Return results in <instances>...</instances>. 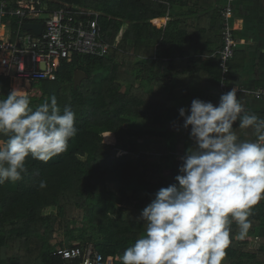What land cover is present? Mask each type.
I'll list each match as a JSON object with an SVG mask.
<instances>
[{
  "label": "trees",
  "instance_id": "obj_1",
  "mask_svg": "<svg viewBox=\"0 0 264 264\" xmlns=\"http://www.w3.org/2000/svg\"><path fill=\"white\" fill-rule=\"evenodd\" d=\"M42 1L47 11L65 6L93 11L110 50L102 57L57 62L55 81L33 85L39 95H29L30 107L55 95L61 113L65 107L75 113L78 133L66 152L47 163L28 157L22 179L0 185V264H62L55 252L86 244L120 264L124 250L145 232L141 210L161 187L176 183L181 157L195 147L176 104L184 101L189 109L200 99L217 105L222 94L223 0L220 5L217 0ZM164 18V24L154 25ZM15 23L11 18L12 28ZM243 61L235 50L228 91L238 89L231 72ZM77 72L83 74L79 82ZM9 93L8 79L0 77V99ZM238 123L234 130L244 140L246 130ZM41 180L47 187H39ZM261 208L264 200L253 209L243 240L235 222L231 225L223 264H264V242L255 240L264 237L256 232L264 227Z\"/></svg>",
  "mask_w": 264,
  "mask_h": 264
},
{
  "label": "clouds",
  "instance_id": "obj_2",
  "mask_svg": "<svg viewBox=\"0 0 264 264\" xmlns=\"http://www.w3.org/2000/svg\"><path fill=\"white\" fill-rule=\"evenodd\" d=\"M179 116L195 147L181 157L176 183L161 187L141 210L145 232L124 250L120 264H223L231 225L243 240L253 209L264 200V118L245 109L236 87L217 105L193 99ZM237 121L255 139H239ZM75 125V113L69 107L61 113L55 95L33 110L27 91L11 90L0 99V135L7 137L0 140V185L21 180L28 157L47 163L66 152Z\"/></svg>",
  "mask_w": 264,
  "mask_h": 264
},
{
  "label": "built area",
  "instance_id": "obj_3",
  "mask_svg": "<svg viewBox=\"0 0 264 264\" xmlns=\"http://www.w3.org/2000/svg\"><path fill=\"white\" fill-rule=\"evenodd\" d=\"M97 16L91 10L69 6L47 11L42 0H0V77L15 83L19 90L35 95L31 94L37 89L33 85L56 80L57 62L71 63L80 55L105 56L110 47L101 38ZM220 16L223 22L219 51L220 90L224 94L228 92V63L237 47L234 0H223ZM11 18L16 19L14 28L10 26ZM25 24H41V33L36 35L26 30ZM245 93L264 99L262 87ZM54 255L60 256L62 264H113L117 260L105 258L91 244L71 245Z\"/></svg>",
  "mask_w": 264,
  "mask_h": 264
},
{
  "label": "crops",
  "instance_id": "obj_4",
  "mask_svg": "<svg viewBox=\"0 0 264 264\" xmlns=\"http://www.w3.org/2000/svg\"><path fill=\"white\" fill-rule=\"evenodd\" d=\"M216 4L220 5L221 0H217ZM156 21L157 24L158 22L164 24L166 19ZM234 27L237 38L236 50L243 53L244 61L242 66L231 72L233 77L231 84L242 90L238 91V96L249 104L251 111L264 113V99H256L245 93L256 88H264V0H234ZM9 86L10 90L18 89L15 83L9 82ZM220 96H216L217 103ZM183 104L184 101L176 105L182 107ZM246 134V139H254L250 129L246 130ZM259 214H264V208L259 210ZM256 232L264 234V227L259 225ZM255 240L261 245L264 237Z\"/></svg>",
  "mask_w": 264,
  "mask_h": 264
},
{
  "label": "water",
  "instance_id": "obj_5",
  "mask_svg": "<svg viewBox=\"0 0 264 264\" xmlns=\"http://www.w3.org/2000/svg\"><path fill=\"white\" fill-rule=\"evenodd\" d=\"M24 28L26 30L32 31L34 34L39 35L42 30L41 24H25ZM83 74L81 72L76 73L75 82H79Z\"/></svg>",
  "mask_w": 264,
  "mask_h": 264
},
{
  "label": "rangeland",
  "instance_id": "obj_6",
  "mask_svg": "<svg viewBox=\"0 0 264 264\" xmlns=\"http://www.w3.org/2000/svg\"><path fill=\"white\" fill-rule=\"evenodd\" d=\"M43 18V17H42ZM164 20H165V18H164ZM154 24V23H153ZM157 24V23H156ZM156 24H154V25H156ZM159 25V24H158ZM78 73V72H77ZM83 77V76H82ZM35 93V95H39V92H38V90L37 89H35V92H32L31 94H34ZM183 107V106H182Z\"/></svg>",
  "mask_w": 264,
  "mask_h": 264
}]
</instances>
